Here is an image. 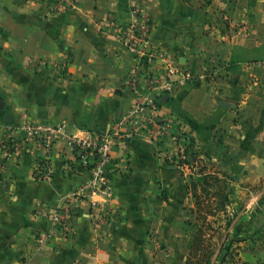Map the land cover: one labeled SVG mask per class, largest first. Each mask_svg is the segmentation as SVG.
Instances as JSON below:
<instances>
[{
    "label": "crops",
    "instance_id": "obj_1",
    "mask_svg": "<svg viewBox=\"0 0 264 264\" xmlns=\"http://www.w3.org/2000/svg\"><path fill=\"white\" fill-rule=\"evenodd\" d=\"M136 12L153 23L156 70L166 59L187 66L191 77L174 82L163 101L159 95L158 114L169 124L159 142L139 131L114 146L106 220L80 213L68 236L38 246L34 237L46 224L40 205L60 204L87 175L67 167L63 139L48 161L32 143L6 157L4 115L15 124H62L81 136L128 115L140 97H157L139 59L98 26L107 17L122 26L139 22ZM0 99V264H185L195 232L190 171L158 156H176L179 132L194 139L208 170L230 174L227 212L236 217L229 239L238 241L227 262L264 264V0H235L231 9L221 0H77L68 13L43 0H0ZM47 162L51 173L42 177Z\"/></svg>",
    "mask_w": 264,
    "mask_h": 264
},
{
    "label": "built area",
    "instance_id": "obj_2",
    "mask_svg": "<svg viewBox=\"0 0 264 264\" xmlns=\"http://www.w3.org/2000/svg\"><path fill=\"white\" fill-rule=\"evenodd\" d=\"M43 1H47L52 9L58 12H72L77 5V0ZM136 14L141 18L140 21L127 26L117 25L113 17L101 20L98 26L101 31H107L119 39L139 59V65L147 71V85L151 92L158 94L157 97L151 94L140 97L128 115L117 119L105 130L88 131L81 136L68 134L62 124L34 121L2 124L5 133L4 155L6 157L10 156L13 151H18L23 145L32 143L47 152L45 161H48L57 142L63 139L70 153L71 165L68 164L67 167L72 170V173L87 175L86 180L67 194L60 204L40 205L39 211L45 217L46 224L37 230L34 237L38 246L46 244L57 234L68 236L71 232V219L80 213H85L94 223L106 220L110 203L113 200L110 167L114 146L124 145L139 131H145L151 139L159 142V137L169 128L167 121L161 119L158 114L159 95L169 92L174 82H182L191 77L187 66L166 59L160 62L159 71L156 70L157 68L154 67L156 54L148 43L149 31L153 23L149 17L139 12ZM226 18L228 17L225 16L224 19ZM68 63L69 58L61 64V73L66 72ZM150 67L153 69L149 70ZM209 75L212 76V72ZM134 76V72L128 75L124 84L132 86ZM181 133L183 132L175 134L178 143L176 156L172 157L163 150H159L158 156L181 170H188L186 165L179 164V157L185 142V137ZM42 173V177L50 176L49 163L43 165ZM95 195H100L103 201L96 200ZM76 203H86V211L83 205Z\"/></svg>",
    "mask_w": 264,
    "mask_h": 264
},
{
    "label": "trees",
    "instance_id": "obj_3",
    "mask_svg": "<svg viewBox=\"0 0 264 264\" xmlns=\"http://www.w3.org/2000/svg\"><path fill=\"white\" fill-rule=\"evenodd\" d=\"M210 2V0H206ZM226 2L231 9L235 0H221ZM168 123V122H167ZM185 137L184 149L179 157V164H184L190 171L189 189L193 200V216L195 232L192 243L188 249L185 264H211L212 260L220 257L221 251L226 241L229 246L226 253L222 256L220 264H235L234 261L227 262L228 256H233L234 248L230 246L238 241L236 238L229 239V228L233 224L234 217H228L227 190L230 183V174L217 167L208 170L201 159L196 157V152L192 149L194 139L186 132L181 133ZM177 136H174L176 140ZM192 162V163H191ZM203 198H207L209 203L203 205ZM205 209V210H202ZM221 214L222 217L218 216ZM202 223V224H200ZM205 229H209L208 237L205 236ZM212 234L218 236L215 249L206 252L203 259L199 258L198 251L201 250L200 244H210Z\"/></svg>",
    "mask_w": 264,
    "mask_h": 264
},
{
    "label": "rangeland",
    "instance_id": "obj_4",
    "mask_svg": "<svg viewBox=\"0 0 264 264\" xmlns=\"http://www.w3.org/2000/svg\"><path fill=\"white\" fill-rule=\"evenodd\" d=\"M163 200H165V197L163 198V196H162L160 201L162 202ZM202 202H203V205H206L207 203H209V200L207 198H203ZM202 210H205V209L202 208ZM200 224H202V223H200ZM204 232H205V236L208 237L209 236L208 235L209 229H205ZM212 235L213 236L211 237V242H209L210 244H207L205 242L200 244V247H202V248L200 251H198V255H199L198 257L199 258L203 259V257H205V255H206L207 251H209L210 249L211 250L215 249L218 236L215 234H212ZM181 253H183V252H181Z\"/></svg>",
    "mask_w": 264,
    "mask_h": 264
},
{
    "label": "water",
    "instance_id": "obj_5",
    "mask_svg": "<svg viewBox=\"0 0 264 264\" xmlns=\"http://www.w3.org/2000/svg\"><path fill=\"white\" fill-rule=\"evenodd\" d=\"M165 98H166V95H162V97H161V101H163ZM2 107H3V103H2V100L0 99V109H1ZM4 121H5L6 123H11V122H12V115L9 114V113H6V114L4 115Z\"/></svg>",
    "mask_w": 264,
    "mask_h": 264
}]
</instances>
